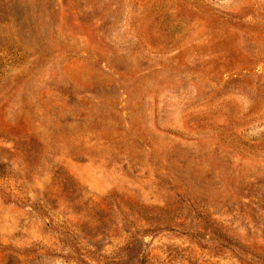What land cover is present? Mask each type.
<instances>
[{
	"label": "rangeland",
	"instance_id": "obj_1",
	"mask_svg": "<svg viewBox=\"0 0 264 264\" xmlns=\"http://www.w3.org/2000/svg\"><path fill=\"white\" fill-rule=\"evenodd\" d=\"M0 264H264V0H0Z\"/></svg>",
	"mask_w": 264,
	"mask_h": 264
}]
</instances>
